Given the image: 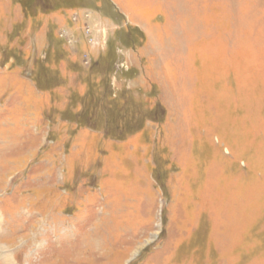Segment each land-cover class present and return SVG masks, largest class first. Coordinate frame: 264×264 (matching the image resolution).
Masks as SVG:
<instances>
[{
	"label": "rangeland",
	"instance_id": "obj_1",
	"mask_svg": "<svg viewBox=\"0 0 264 264\" xmlns=\"http://www.w3.org/2000/svg\"><path fill=\"white\" fill-rule=\"evenodd\" d=\"M53 1L0 0V264H264V0Z\"/></svg>",
	"mask_w": 264,
	"mask_h": 264
},
{
	"label": "trees",
	"instance_id": "obj_2",
	"mask_svg": "<svg viewBox=\"0 0 264 264\" xmlns=\"http://www.w3.org/2000/svg\"><path fill=\"white\" fill-rule=\"evenodd\" d=\"M43 3L45 4L47 11H53L57 7V4H55V2L53 0H43ZM79 116H81V115H79ZM92 121H94V123H96L95 119H92Z\"/></svg>",
	"mask_w": 264,
	"mask_h": 264
},
{
	"label": "bare ground",
	"instance_id": "obj_3",
	"mask_svg": "<svg viewBox=\"0 0 264 264\" xmlns=\"http://www.w3.org/2000/svg\"><path fill=\"white\" fill-rule=\"evenodd\" d=\"M4 263V262H3ZM17 264V263H16Z\"/></svg>",
	"mask_w": 264,
	"mask_h": 264
}]
</instances>
